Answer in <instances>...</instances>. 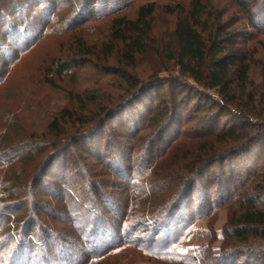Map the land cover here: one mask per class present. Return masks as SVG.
<instances>
[{"label":"rangeland","instance_id":"1","mask_svg":"<svg viewBox=\"0 0 264 264\" xmlns=\"http://www.w3.org/2000/svg\"><path fill=\"white\" fill-rule=\"evenodd\" d=\"M188 1L0 0V181L7 190H15L3 194L2 205H23V209L8 211V219L0 223V264H264V243L251 240L249 246L238 245L228 228L237 196L264 171L261 71L258 65L251 67L246 96H239L234 105L180 76L167 61L175 21L167 10L186 6ZM242 2L243 10L234 0H210L207 6L211 20L217 17L220 22L215 23L225 36L230 35L223 41L226 52L245 56L246 63L252 56L261 63L264 0ZM149 3L156 5L149 41L154 52L138 58L132 72L122 70L116 57H101L89 59V64L62 80L51 76L50 68L68 55L72 37L82 36L89 44L100 42L106 39L113 17H133L138 7ZM123 71L139 87L156 83L133 95L121 77ZM50 79L55 86L46 83ZM172 79L178 85L165 84L160 94L167 99L183 95L159 133L167 118L158 126L148 125L147 120L154 112H165L156 95L161 84ZM180 83L190 91H182ZM77 97L85 101L83 108L76 105ZM113 105L122 107L107 119L101 116ZM64 110L85 123L83 136L76 137L75 120L62 121L68 138L55 147L47 128ZM242 131L253 136L252 142L219 147L223 161L200 171L191 181L176 222L166 233L156 237L153 230L140 227L135 235L128 233L139 238V251L120 244L113 248L128 239L123 224L131 222V198L138 196V184L146 181L149 170L161 162L176 137L209 147L216 143L214 136ZM154 134L160 140L155 151L143 152L140 148L147 145L138 139ZM147 164H152L151 169L147 170ZM173 176L164 181L155 209L165 206L161 201L167 186L179 184ZM147 202L154 199L142 205ZM150 235L157 239L151 241ZM164 244L173 248L175 258L149 255Z\"/></svg>","mask_w":264,"mask_h":264},{"label":"trees","instance_id":"2","mask_svg":"<svg viewBox=\"0 0 264 264\" xmlns=\"http://www.w3.org/2000/svg\"><path fill=\"white\" fill-rule=\"evenodd\" d=\"M96 1L97 0H94L93 3ZM234 1L237 3L238 7L242 10L244 9L242 0ZM209 2L210 0H189L186 6L177 5L175 8L167 10L170 16L175 17L170 38L171 42L167 46V61L174 64L180 76L192 80L195 84L207 91H214L221 98V101L234 105L238 103L239 96H246L249 86V74L252 66H259L261 79L264 84V57L261 63L255 62L253 56L251 62L246 63L245 56L244 58L236 56L233 50L227 53L223 47V41L229 39L230 35L225 36L222 31L223 29L219 24L217 25L215 23L220 22L219 19L216 21L217 17L215 18V22L213 19L211 20L213 14L209 11L207 6ZM155 12L156 5L154 3H149L138 7L133 17H113L108 23V34L105 37L106 39L101 40L103 42L107 41V43L105 42L106 44L101 43V41H94L89 44L82 36L77 38L72 37L71 43H73L70 46L68 55L65 59L59 60L55 64L53 63L55 66L53 65L52 68H50L52 70V72H50L51 76L62 80L64 76L72 70L82 68L89 64V59L100 60L101 57L106 59L116 57L122 70L132 72L136 68L138 58H143L149 53L154 52V50L152 51L149 48L151 46L149 41L153 31ZM76 15H78V13ZM210 21H212L211 25L213 26H210ZM102 61H104V59ZM109 74L111 73L109 72ZM121 77L128 82L129 91L133 93V95L134 93L139 94L146 87L156 83L154 81L149 82L145 88H142L129 77L127 72L123 71ZM46 83L50 86H55L53 79L47 80ZM168 83L178 85L174 79L168 80L161 84L160 90H158L156 95V101L163 105L165 112H154L147 120L148 125L158 126L164 117L167 118V120H163V126L159 128V133L167 127L169 120L167 115L172 116V112L174 113L177 107L178 100L181 95H183V92H180L179 96L173 99H167L166 96H162L160 91L163 85ZM180 87L184 86L180 83ZM182 91H190V89L184 87ZM198 94L196 96L200 97ZM75 102L80 108H83V104H85V101L80 97H77ZM167 103L170 104L168 105ZM166 104L167 106H164ZM121 107V105H113L112 109L106 110L101 116L107 119ZM82 113L83 111H80V114ZM66 120H75V123L81 127H78L76 137L83 136L82 130L84 128L82 127L85 123L81 122L80 118L74 116L73 113H68L67 110H64L60 112L59 115H56L47 128L48 137L52 139L51 141H55V147L59 145L62 146L60 143H63V141L66 140L65 138H68L61 124L62 121ZM98 122H100V119ZM156 135L157 134L152 135L149 139H138V142L142 141L143 144L145 142V145H147L146 148L141 146L143 149H140L143 150V152L146 151L144 149H147V152H150V154L155 151L156 143L158 144L160 142V140H156ZM152 137L154 139L153 141ZM252 137L253 136L247 131L238 132L237 134L231 133L221 137L214 136L216 143L209 147L207 144L206 146H195V144H193L194 141H191L187 137H176L168 145L166 155L157 166L151 169L152 164H147V170L151 169L149 170V175H147L145 182L138 184V196L134 199L131 198V200H134V204L131 206L133 213H130L128 216L131 222L123 224L126 225L127 234L125 235H127L128 239L126 242L114 244L113 248L118 247L120 244V246H129L138 250L140 246L136 244V241L139 240V238L136 236L135 238L134 236L131 237L128 233L135 235L140 227H145V231L153 230L156 237L159 236L161 232L166 233V231L170 229L171 224L176 222V214L178 209L181 208L182 197L185 193L188 195V191L191 190V181L199 175L200 171L204 172L208 167H212L223 161L222 152L219 151V147L224 146V148L230 149L234 144L246 145L248 142H252ZM206 141L209 142L211 140L206 138ZM134 151L135 149L133 152ZM158 165L161 166L160 170L157 172L156 167H158ZM126 170L127 169H125V171ZM121 173L124 174V171ZM172 176L173 178H177V183L179 184L177 187L175 186L173 188L166 185L167 193L161 201V204H165V206L160 210L158 209L163 205L157 206L158 208L155 209L153 204L157 201L160 192L163 191L165 187L164 181L167 180V177L172 178ZM44 177L45 175H43V178ZM185 181L187 182L186 185L184 184ZM184 185L185 187L181 190V193H179L180 187ZM5 186L6 183L1 182L0 223H3V220L9 217L10 214H8V211H12V209H23L22 203L15 206L13 204H11V206L2 205L6 199L3 194H8L11 190L9 194L11 195L15 191L13 189L7 190ZM248 188V190L241 192V194L237 196L234 202V208L230 210L231 214L228 222L230 236L237 241L236 244L243 246H249L251 240H258L264 243V205H260L264 200V171L260 175L254 176L253 184ZM151 199L152 202L154 199L153 203L147 202L148 204L142 205V203H145V200L151 201ZM19 205H21V207H18ZM5 215L8 216L5 217ZM92 235L94 239L98 236L94 232ZM101 235L102 234H99V236ZM150 238L151 241L157 239L152 235L149 236V239ZM151 252L152 253L149 254L150 256L154 255L163 260L176 257V255L173 254V248L170 249L166 244L161 247V250L152 249Z\"/></svg>","mask_w":264,"mask_h":264}]
</instances>
